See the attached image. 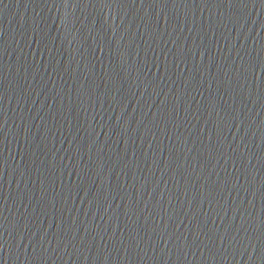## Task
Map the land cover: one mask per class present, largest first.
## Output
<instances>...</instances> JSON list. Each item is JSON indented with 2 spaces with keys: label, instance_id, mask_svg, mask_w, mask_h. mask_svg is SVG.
Returning a JSON list of instances; mask_svg holds the SVG:
<instances>
[{
  "label": "water",
  "instance_id": "1",
  "mask_svg": "<svg viewBox=\"0 0 264 264\" xmlns=\"http://www.w3.org/2000/svg\"><path fill=\"white\" fill-rule=\"evenodd\" d=\"M0 264H264V0H0Z\"/></svg>",
  "mask_w": 264,
  "mask_h": 264
}]
</instances>
